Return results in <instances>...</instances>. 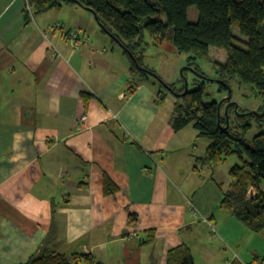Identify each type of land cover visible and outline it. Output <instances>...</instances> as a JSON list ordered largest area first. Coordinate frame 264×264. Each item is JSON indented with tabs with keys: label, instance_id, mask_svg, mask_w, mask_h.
<instances>
[{
	"label": "crops",
	"instance_id": "1",
	"mask_svg": "<svg viewBox=\"0 0 264 264\" xmlns=\"http://www.w3.org/2000/svg\"><path fill=\"white\" fill-rule=\"evenodd\" d=\"M25 6L0 0V264L43 248L166 264L180 245L195 264H242L220 251L241 254L253 231L221 206L213 167L196 161L208 142L161 110L157 77L133 71L89 9L64 3L26 23ZM70 27L87 39L79 49Z\"/></svg>",
	"mask_w": 264,
	"mask_h": 264
},
{
	"label": "trees",
	"instance_id": "2",
	"mask_svg": "<svg viewBox=\"0 0 264 264\" xmlns=\"http://www.w3.org/2000/svg\"><path fill=\"white\" fill-rule=\"evenodd\" d=\"M33 13L59 9L64 3H77L96 13L97 21L105 32L112 36L128 55L132 70L142 75H154L155 71L145 67L138 45L144 32L161 41L172 31L175 48L188 54V66L200 76L196 86L178 96L183 103L176 107L172 119L175 130L192 124L197 137L208 144L205 154L197 162L212 167L228 163V180L224 184L212 179L222 193L221 206L231 211L235 218L253 232L264 230V130L259 131L248 143L244 135L251 126V119L264 123V113L245 115L223 114L228 100L222 102L220 117L218 102H204L206 83L215 80L220 92L237 78L242 83L253 85L262 99L264 109V0H27ZM190 6L197 9V20L189 21ZM25 22L29 12L24 10ZM236 26L246 40L235 37L232 27ZM239 42L244 44L241 47ZM213 46L226 53L224 62L211 61L216 73L214 79L205 77L196 64L198 59L209 58ZM157 79H160L158 76ZM172 91L175 87L168 84ZM84 106L90 94L81 93ZM234 108L231 105L228 111ZM214 169V168H213ZM132 220V219H131ZM154 240V231H147L145 242ZM23 264H101L90 252L62 254L43 248L32 254ZM166 264H195L189 247L180 245L168 251Z\"/></svg>",
	"mask_w": 264,
	"mask_h": 264
},
{
	"label": "rangeland",
	"instance_id": "3",
	"mask_svg": "<svg viewBox=\"0 0 264 264\" xmlns=\"http://www.w3.org/2000/svg\"><path fill=\"white\" fill-rule=\"evenodd\" d=\"M151 1L156 3L158 0ZM28 12L30 17L34 14L33 9ZM197 14L198 13L195 6H190L188 8L187 16L189 21H196L198 16ZM234 28L238 30L236 26H234ZM239 36L242 37L240 33ZM239 45L241 47H245V45L240 42ZM138 51L141 52L143 65L154 70L157 74V78L158 76L161 77L160 79H156L159 82L157 84L159 86L162 98L161 110L165 111L167 114L171 113L174 115L176 107L183 103L182 97L178 95L184 92L186 89H193L196 86V81L201 79L200 76L192 70V67L188 66V54L179 52L175 48L172 41L171 30H169L167 37L162 41L156 36L145 31L142 41H140V44L138 45ZM209 57L210 60L198 59L196 64L201 72H203L205 77L214 79L216 77V73L211 61L218 60L224 62L226 60V53L222 49L211 46ZM168 84L173 85L177 92L172 91ZM218 88L219 85L217 81H208L203 93V101L218 102L228 95V92H220ZM230 88V101L237 104L236 109L234 107L228 111V114L232 117V119L235 114L241 115L240 113L249 114L252 112L256 114L264 112V109L262 108V99L259 96L257 89L253 85L242 83L237 78H235L230 82ZM225 106L223 114H225ZM250 122L251 126L244 135V138L248 143H250L252 137L255 134L264 130V123L262 124L255 119H251ZM201 142H207V140L201 138L200 142L197 141V145L199 147H201ZM227 164L228 163L213 167L214 177L217 179V181L223 182L224 184L229 178L228 174L226 173V168L228 166ZM251 234L254 239H251L252 242L250 245H247L249 243H245L247 247L241 249V254L238 249L230 250V248H227V251H220L221 254L225 255L229 259H232L235 257L236 253L237 257L238 255L239 257L241 256L242 264H264V230L262 232H253ZM197 259L199 262L202 261L199 258ZM237 259L240 260V258ZM201 264L205 263L202 262Z\"/></svg>",
	"mask_w": 264,
	"mask_h": 264
},
{
	"label": "built area",
	"instance_id": "4",
	"mask_svg": "<svg viewBox=\"0 0 264 264\" xmlns=\"http://www.w3.org/2000/svg\"><path fill=\"white\" fill-rule=\"evenodd\" d=\"M28 11H31V6L28 4V2L26 3V7H25ZM65 37L67 38V40L72 44L73 48L79 49L83 44H85L87 42L86 38H83L79 35L78 30L76 27H70L69 29H67L65 32ZM86 118V116L83 114L81 115L79 122L84 121Z\"/></svg>",
	"mask_w": 264,
	"mask_h": 264
},
{
	"label": "water",
	"instance_id": "5",
	"mask_svg": "<svg viewBox=\"0 0 264 264\" xmlns=\"http://www.w3.org/2000/svg\"><path fill=\"white\" fill-rule=\"evenodd\" d=\"M92 13L94 14L96 20H98V19H97V15H96V13H94V12H92ZM98 23H99V22H98ZM99 25H100V23H99ZM100 26H101V25H100ZM192 70H193V68H192ZM193 71H194V70H193ZM186 90H187V89H186ZM186 90H185V91H186ZM185 91H184V92H185ZM227 92H228V95H227L226 97L222 98L220 101H218V116L220 117V107H221L222 102L225 101V100H228V102H227V104H226V106H225L226 122H227V124H228V123H229L228 108H229L231 105H234V107H235V109H236L237 104H236L235 102L230 101V98H231V88H230L229 85L227 86ZM252 113H254V112H252ZM263 113H264V112H263ZM263 113H256V115H257V116H260V115H262ZM240 114H241V115H245V114H247V113H240Z\"/></svg>",
	"mask_w": 264,
	"mask_h": 264
}]
</instances>
